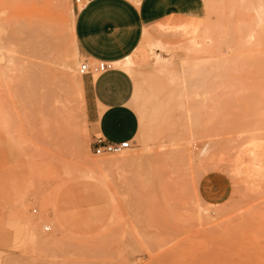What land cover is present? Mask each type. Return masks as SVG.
Masks as SVG:
<instances>
[{
    "label": "rangeland",
    "instance_id": "374dc122",
    "mask_svg": "<svg viewBox=\"0 0 264 264\" xmlns=\"http://www.w3.org/2000/svg\"><path fill=\"white\" fill-rule=\"evenodd\" d=\"M203 2L200 19L118 65L137 133L94 155L74 0H0V264H264V0Z\"/></svg>",
    "mask_w": 264,
    "mask_h": 264
},
{
    "label": "crops",
    "instance_id": "0c3cea01",
    "mask_svg": "<svg viewBox=\"0 0 264 264\" xmlns=\"http://www.w3.org/2000/svg\"><path fill=\"white\" fill-rule=\"evenodd\" d=\"M203 14V0H90L76 9L73 39L79 55L111 64L101 73L82 75L92 136L120 142L137 133L138 117L130 104L133 80L114 63L142 56L144 40L168 41Z\"/></svg>",
    "mask_w": 264,
    "mask_h": 264
},
{
    "label": "bare ground",
    "instance_id": "6f19581e",
    "mask_svg": "<svg viewBox=\"0 0 264 264\" xmlns=\"http://www.w3.org/2000/svg\"><path fill=\"white\" fill-rule=\"evenodd\" d=\"M133 1H137V0H133ZM259 7H260V5H258ZM262 6V5H261ZM43 14H45V13H43ZM43 18H45L44 16L42 17V20H44ZM40 20V19H39ZM49 20V19H48ZM40 23V22H39ZM47 23L49 24V21H47ZM46 23V24H47ZM47 24V25H48ZM50 24H51V22H50ZM39 26H40V24H39ZM41 26H43V27H45L46 25H41ZM46 28L48 29V28H50L49 26L47 27L46 26ZM44 30V29H43ZM147 40V39H146ZM146 40H144V41H146ZM190 42H189V45H188V48H189V50H190V48L191 49H194L197 45H198V40H197V38L196 37H193V38H191L190 40H189ZM154 42V41H153ZM75 43V42H74ZM157 44H160L159 42L158 43H151L150 45H149V50H150V53H151V55H152V58H153V61H154V63H155V65L157 64L159 67L161 66V63L166 59V57H163L162 55H161V53L158 51V48H157ZM75 47H76V44H75ZM159 47H160V45H159ZM77 48V47H76ZM132 62V60H131V56H128V57H126V58H124V59H122V60H120V61H117V62H115L114 64L115 65H121V64H123V65H128V64H130ZM164 64V63H163ZM21 69H22V71H23V73H24V75H25V77L23 76L22 77V79L23 80H25V83H28L29 84V89H31L32 88V86L34 85V83L36 82L35 81V79H36V72H37V70H36V65L35 64H33V63H28V64H22V67H21ZM75 78V77H74ZM76 80V79H75ZM131 101V100H130ZM196 106H198L197 104H196ZM55 110H56V108H55ZM145 110V109H144ZM140 111V110H139ZM145 113V112H144ZM55 114V113H54ZM56 114H57V118H58V120L60 121V123H63L64 124V121H65V115H64V113L62 112V111H59V108H58V110H56ZM59 123V124H60ZM59 126V125H58ZM60 127V126H59ZM216 134H218V133H216ZM215 134V135H216ZM248 137V136H247ZM230 143V142H229ZM220 145V144H219ZM228 145V144H227ZM224 146V145H223ZM217 148V147H216ZM221 148H222V146H221ZM174 150H172V152H173ZM176 151H174L173 153H175ZM223 152V151H222ZM227 153V152H226ZM168 154H170L169 155V158L170 157H172V158H170L171 160H175V158L177 159V157H175V156H171V152L170 153H168ZM177 154V153H176ZM177 155H180L179 153L177 154ZM220 155H221V153H220ZM228 155H230V153L228 154ZM232 155V154H231ZM222 157V156H221ZM219 158V157H218ZM220 159V158H219ZM225 159H228V158H225ZM221 160V159H220ZM219 161V160H218ZM217 161V162H218ZM226 161V160H225ZM172 162V161H171ZM217 162H216V164H217ZM228 162V161H227ZM221 163V162H220ZM220 163H218V164H220ZM229 163H233L232 162V160H231V162H229ZM217 164V165H218ZM241 164V163H240ZM216 165V166H217ZM227 165V164H226ZM232 165H234V164H232ZM175 166V168H177L178 169V167H177V165H174ZM230 166V165H229ZM240 166H243V165H239V167ZM216 168V167H215ZM233 168V167H232ZM243 168H244V166H243ZM220 169V168H219ZM227 169V168H226ZM224 172H225V170H224ZM223 172V173H224ZM243 172V171H242ZM220 173V172H219ZM231 174V173H230ZM230 181H231V179H230ZM234 193V192H233ZM235 194V193H234ZM237 194V193H236ZM239 194V193H238ZM232 195V194H231ZM235 196V195H234ZM239 196H240V194H239ZM239 196H237L238 198H239ZM235 198V197H234ZM232 199V198H231ZM236 200H237V198H236ZM235 200V201H236ZM225 201V200H224ZM226 201H228L227 199H226ZM239 201H240V198H239ZM237 202V203H240V202ZM229 202H230V200H229ZM225 203V202H224ZM233 203H235L234 201H233ZM227 204H228V202H227ZM225 204L224 206H229V205H232L231 203L230 204ZM240 204H242V203H240ZM211 205V204H210ZM237 205V204H236ZM243 205V204H242ZM212 206V205H211ZM233 206H234V204H233ZM215 207V206H214ZM217 207V206H216ZM232 207V206H231ZM238 207V206H237ZM237 207H236V209H237ZM218 208H220V207H218ZM235 208V207H234ZM234 208H232V209H234ZM217 209V208H216ZM222 209V208H221ZM221 209H219L218 211H220ZM223 209H226L225 207H223ZM238 210V209H237ZM197 211V210H196ZM217 211V210H216ZM217 211V215L218 214H220L219 216H221V214H222V216L221 217H219V216H215V217H212V218H210V217H205L204 219H205V221L207 222V220H210V219H213V221H214V218H218L219 217V219L221 218V219H223V217H224V215H226L227 213H225V212H223V211H220L221 213H219ZM233 211V210H232ZM240 211V210H239ZM241 211H243V208H242V210ZM197 213V212H196ZM224 213V214H223ZM239 213V212H238ZM195 214V213H194ZM200 214V213H199ZM204 215H205V213H204ZM241 215H243L242 214V212H241V214H240V216ZM248 215V214H247ZM245 216V215H244ZM228 217V216H227ZM230 217H232V220L234 221V216H233V214H232V216H229V218ZM198 218H200L199 216H198ZM207 218V219H206ZM216 218V219H217ZM26 221L28 222V223H30L31 222V219L29 218V217H26ZM215 219V220H216ZM219 219H217L216 221H218ZM220 219V220H221ZM226 219H228V218H224V220H219L220 221V223H222L223 221H224V223H228V222H225V220ZM231 219V218H230ZM240 219V218H239ZM246 220H247V218H245ZM244 219V220H245ZM251 219V218H250ZM211 221V220H210ZM216 221L215 222H212V224L213 223H216ZM219 221H218V223H219ZM219 223V225H221ZM224 223H222V224H224ZM233 223V222H232ZM239 223V222H238ZM248 223H250V221L248 222ZM211 224V225H212ZM241 224V226H242V224L243 223H240ZM245 224V223H244ZM225 225V224H224ZM232 225V224H231ZM226 226L228 227V228H225V230H223L222 232H224V231H226V232H229V234L227 233V235H229V236H232V234H230V233H233L235 230H233L232 231V227H230V225L229 224H226ZM233 226V225H232ZM239 226V225H238ZM237 226V227H238ZM246 226H248V225H246ZM250 226V225H249ZM214 227H215V225H214ZM221 227H223V225L221 226ZM210 228V227H209ZM231 228V229H230ZM235 228V227H234ZM243 228V227H242ZM223 229V228H222ZM230 229V230H229ZM237 229V228H236ZM247 229V228H246ZM212 230V229H211ZM229 230V231H228ZM245 230V229H244ZM243 230V231H244ZM230 231H232V232H230ZM240 231V230H239ZM242 230H241V232H243ZM222 232H221V235H222V238H223V236L224 237H227V235H225V234H222ZM236 232V231H235ZM234 232V233H235ZM240 232V233H241ZM238 233V230H237V232H236V235L234 236V237H238V235L239 234H237ZM234 235V234H233ZM243 235V234H242ZM220 237V236H219ZM245 237V236H244ZM221 238V237H220ZM228 238V237H227ZM229 239V238H228ZM230 239H234V238H230ZM217 240V239H216ZM224 240H226L225 238H224ZM48 241H51L50 239L48 240ZM215 241V240H214ZM227 241V240H226ZM217 242H219V241H217ZM217 242H216V244H217ZM236 244H238L237 242H238V240H234V241H230V243H232V245L234 244L235 245V243ZM46 243H48V242H46ZM214 243V242H213ZM219 243H221V242H219ZM215 245V244H214ZM232 246V247H235V246ZM241 245H243V244H241ZM240 246V243L238 244V247ZM244 246V245H243ZM221 247V246H220ZM226 247V246H225ZM241 247V246H240ZM210 248H211V246H210ZM219 248V247H218ZM222 248V247H221ZM220 248V249H221ZM224 249V248H223ZM235 249V248H234ZM239 249V248H238ZM216 250V249H215ZM217 250H219V249H217ZM213 251V250H212ZM221 251V250H220ZM228 251H230V250H228ZM227 251V252H228ZM222 254H224V251L222 250ZM226 252V250H225V253H227ZM234 252H236L235 250H234ZM215 253V252H214ZM220 253V252H219ZM216 254V253H215ZM231 255H232V253H231ZM226 256V255H225ZM259 256V255H258ZM251 257L252 258H254V256H252L251 254L249 255V258L251 259ZM219 258V257H218ZM233 258H236V257H234L233 256ZM255 258H257V257H255ZM226 259H229V256H228V258H226ZM245 259H248V256H247V258H245ZM249 259V260H250ZM258 259V262L260 261V262H262L261 260H259V258H257ZM219 260H221V259H219ZM248 260V262L247 263H249V264H252V260H250L249 261ZM217 261V260H216ZM243 261V260H242ZM226 262V261H225ZM224 262V263H225ZM253 262L255 263L256 262V259H253ZM258 262H256V263H258ZM241 263H244V262H241ZM255 263V264H256ZM205 264V263H204ZM228 264V263H227ZM230 264V263H229ZM238 264V263H237ZM240 264V263H239Z\"/></svg>",
    "mask_w": 264,
    "mask_h": 264
},
{
    "label": "built area",
    "instance_id": "2783aa9c",
    "mask_svg": "<svg viewBox=\"0 0 264 264\" xmlns=\"http://www.w3.org/2000/svg\"><path fill=\"white\" fill-rule=\"evenodd\" d=\"M90 0H74L75 8L79 9L85 6ZM111 67L109 62L104 61H96L89 62L87 60H83L79 65V73L81 75L84 74H97L101 73ZM132 145V140H123L120 142H111L105 140L101 136H92L90 142V149L92 154L94 155H108V154H119L122 151L130 148ZM45 229H49V226H45Z\"/></svg>",
    "mask_w": 264,
    "mask_h": 264
}]
</instances>
